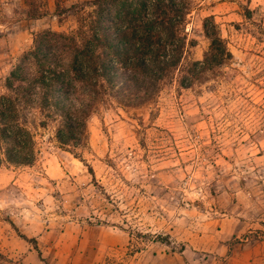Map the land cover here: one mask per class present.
Returning <instances> with one entry per match:
<instances>
[{
	"label": "rangeland",
	"instance_id": "1",
	"mask_svg": "<svg viewBox=\"0 0 264 264\" xmlns=\"http://www.w3.org/2000/svg\"><path fill=\"white\" fill-rule=\"evenodd\" d=\"M90 2L0 0V93L36 33H74ZM207 15L230 58L189 87L176 72L143 99L119 76L75 145L36 114L32 162H0V263L44 264L12 222L46 264H264V0H194L182 66Z\"/></svg>",
	"mask_w": 264,
	"mask_h": 264
},
{
	"label": "trees",
	"instance_id": "2",
	"mask_svg": "<svg viewBox=\"0 0 264 264\" xmlns=\"http://www.w3.org/2000/svg\"><path fill=\"white\" fill-rule=\"evenodd\" d=\"M90 6L92 11L82 16L80 31L36 33L34 48L5 79L7 92L0 93V162H32L34 139L29 124L35 123L36 114L52 120L60 117L55 136L61 146L78 143L76 119L88 115L94 97L112 88L121 75L127 87L146 99L176 72H180L179 85L186 88L230 58L218 23L207 15L201 24L209 40L203 59L182 66L186 17L194 0H91ZM27 63L34 68L28 69ZM36 124L44 127L46 123L39 120ZM87 168L95 182L92 168ZM10 224L46 264L36 239Z\"/></svg>",
	"mask_w": 264,
	"mask_h": 264
},
{
	"label": "crops",
	"instance_id": "3",
	"mask_svg": "<svg viewBox=\"0 0 264 264\" xmlns=\"http://www.w3.org/2000/svg\"><path fill=\"white\" fill-rule=\"evenodd\" d=\"M38 258V257H37Z\"/></svg>",
	"mask_w": 264,
	"mask_h": 264
}]
</instances>
